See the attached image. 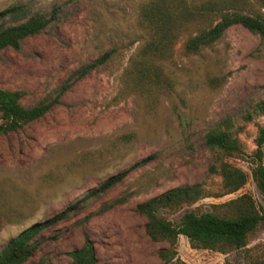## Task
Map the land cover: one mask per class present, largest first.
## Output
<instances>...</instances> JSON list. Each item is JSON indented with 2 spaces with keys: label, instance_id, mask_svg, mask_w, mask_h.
I'll list each match as a JSON object with an SVG mask.
<instances>
[{
  "label": "rangeland",
  "instance_id": "rangeland-1",
  "mask_svg": "<svg viewBox=\"0 0 264 264\" xmlns=\"http://www.w3.org/2000/svg\"><path fill=\"white\" fill-rule=\"evenodd\" d=\"M148 1L0 0V10L22 3L48 20L18 50L8 47L0 53V87L23 91L25 106L59 93L44 116L0 136L5 189L0 204L20 205L28 215L21 226L2 227L0 247L26 227L43 226L36 252L24 264H68V252L85 239L92 243L95 264H159L156 250L166 244L144 233L145 218L135 205L181 185L217 190L220 178L210 171L214 155L203 137L227 117L237 126L246 153L232 162L250 172L256 128L264 122L252 110L264 99V39L236 24L213 44L186 54L183 43L196 28H185L171 56L160 62L172 91L157 96L152 107L135 95L115 100L128 59L145 37L138 14ZM249 2L264 12L259 1ZM105 52L111 55L104 64L77 76L78 68ZM247 111L252 119L245 123L241 116ZM149 156L147 164L130 168L120 182L85 199L68 216L51 220L107 177ZM243 192L264 210V197L249 177L233 194L202 199L166 217L177 223L186 211L209 210ZM122 196L127 200L113 202ZM247 249L254 256L264 251V223L249 235ZM170 264L249 263L243 250L193 249L180 235L177 258Z\"/></svg>",
  "mask_w": 264,
  "mask_h": 264
},
{
  "label": "trees",
  "instance_id": "trees-1",
  "mask_svg": "<svg viewBox=\"0 0 264 264\" xmlns=\"http://www.w3.org/2000/svg\"><path fill=\"white\" fill-rule=\"evenodd\" d=\"M258 1L264 5V0H255ZM47 23L43 15L31 13L27 5L22 3H13L1 9L0 53L8 47L18 50L26 37L42 32ZM138 24L145 37L135 54L128 59L114 99L135 95L150 107L157 96L169 94L173 89V83L164 73L160 62L171 56L173 46L185 28H196L195 33L183 43L186 54L197 53L213 44L227 28L236 24L264 39V12L254 7L249 0H150L140 6ZM110 55V52H105L78 68L77 76H84L89 70L104 64ZM58 96L59 93L51 100L42 98L25 106L21 103L23 91L0 87V136L19 131L44 116ZM252 110L264 116V99L255 102ZM241 118L248 123L252 113L247 111ZM236 128L233 119L227 117L213 124L203 137L204 144L214 155L210 171L220 178L217 190L212 191L201 184L181 185L135 205V210L145 218L144 233L151 241L166 244L156 250L159 264H170L177 258L180 235L187 238L193 249L221 254L243 250L247 253L249 264H264V251L254 256L247 249L249 235L264 223V210L258 207L248 192L211 204L209 210L197 207L186 211L177 223L166 217V214L176 213L184 206H191L202 199L233 194L246 185L249 177L264 197V122L256 128L253 140L255 148L249 155L250 172L232 162L246 155ZM121 140L125 142L128 137L123 135ZM150 158H142L128 169L107 177L96 188L88 191L83 200L64 207L51 220L68 216L85 199L109 189L120 182L130 168L143 166ZM3 184V180L0 181V192L5 193ZM128 196L113 202H123ZM27 216L22 206L1 203L0 231L6 225H23L28 220ZM41 227L40 223L33 224L10 236L0 247V264H24L32 258L38 248L37 235ZM68 257V264H95L91 241L85 239L79 248L68 252Z\"/></svg>",
  "mask_w": 264,
  "mask_h": 264
}]
</instances>
